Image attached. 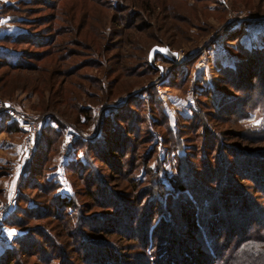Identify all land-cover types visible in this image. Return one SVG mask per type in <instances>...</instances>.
Segmentation results:
<instances>
[{
	"label": "rangeland",
	"instance_id": "rangeland-1",
	"mask_svg": "<svg viewBox=\"0 0 264 264\" xmlns=\"http://www.w3.org/2000/svg\"><path fill=\"white\" fill-rule=\"evenodd\" d=\"M27 32L37 37V40L45 39L44 42L33 40L15 44L0 43L3 51L10 47L23 52L25 62L23 67L13 69L0 59V100L10 109L39 120L38 145L42 149L47 144L51 145L50 136L42 134V130L49 125H55L52 117L61 120L66 125V130L59 143L61 145L53 146V151L48 153H42L40 149L35 154V159L28 162L29 157L23 148L24 133L20 129V132L0 129V201L10 203L11 212L18 205L23 209L27 207V203H18L19 184L28 173L27 166L31 165L27 183L33 181L35 187L26 189L23 193L28 194L31 201L45 207L49 212L47 215L31 217L23 230L6 224L18 232H28L31 229L30 234L32 237L37 236L35 240L40 247L39 251L32 249L25 258H15L10 264H98L89 259L90 254L85 252L81 235L114 248V258L117 257L114 264H134L135 260L144 258L150 263L151 260L163 262L159 254L166 245L167 248L174 249L172 258L177 264L181 263L183 257V262L193 264L183 252L187 251L189 242L199 243V238L192 233L194 230L189 226L190 220L185 221L186 217L179 223L175 219L177 227L172 229L165 225L160 226L161 233L157 240L161 238V241L156 244L154 254L148 255L136 236L128 234L127 231L120 233L121 228L118 230V227L113 226L110 231L106 226L97 224L95 228H90L88 223L78 226L77 220L70 213L57 211L52 204L53 194L44 191L46 178L43 179L39 174L44 172L47 178L52 177L59 186L60 195H72L74 187L62 164L65 162L62 157L65 141L70 134L75 133V150L78 140L97 138L100 116L106 110L108 113L122 110L123 119L113 121L109 136H106L104 125L103 137L106 136L108 145L113 144L110 135L116 137L117 134L119 147L109 151L114 150L116 156L110 158L109 152H106L104 159L96 161L97 176L85 173L75 178L74 182L81 207L83 204V208L87 210L86 217L108 213L115 216L123 226L128 225V220L115 212L118 201L125 199L139 213H143L146 205L138 207L134 203L136 196L146 192L151 178L158 186L173 190V181L178 176L176 157L186 152L164 148L159 135L163 129L153 126L146 108L141 110L132 105V102L139 97L155 94L157 109H161L168 117L173 132H177V125L185 127L184 118L198 110V93L204 89H221L224 84L221 82L224 80L222 69L243 61L244 58L239 53L240 47L246 50L264 47V0H0V38H17ZM154 47L167 48L177 53V61L174 63L162 55H157L153 66L150 52ZM258 64L243 69L247 84L257 75ZM259 77L264 79V69ZM224 89L232 94L236 91L232 87ZM210 104L209 100H200V107L211 128L209 133L217 136L214 157L203 156L202 145L206 133L200 129L198 133H191L187 125V129H182V138L191 149L187 153L193 155L199 149V154L194 159V176L188 179L191 180L190 183H193L192 179L204 183L206 164L209 163L212 165L211 173L217 177L209 185L213 188L217 184L223 189L222 180L218 178L220 174H217L218 167H221L219 172H224L222 177L228 176L233 180L234 186L240 188L238 198L244 197V208L250 212L254 210L253 213L256 214L255 205L264 209V190L250 176L242 175L244 170L238 173L229 168L222 171L218 156L223 155L226 157L225 161L236 165L237 161L229 149L237 147L240 150H249L244 146L249 142L245 140V136L248 131H261L264 128V109H259V113L252 119L242 123L235 121L229 114L223 115V119L216 117ZM85 109H89L88 112L94 115L93 122L86 129L81 125L85 122L82 118L85 116ZM3 117L9 123L12 121L8 115H0V126L6 128ZM157 119L160 120V116ZM12 123L19 128V123ZM85 123L89 121L86 120ZM80 129H85V133ZM154 132V143H159V150L154 157L151 156L148 167H141L137 171L139 183L132 187L134 184L131 176L124 174L127 168L125 158L131 161L134 156L140 158L143 149L150 145L148 135L154 136ZM138 140L142 142L139 145L144 148L136 149ZM252 144L251 151H259L264 156V141ZM121 145H124L123 151ZM134 145L135 149L131 150ZM59 146V151H56ZM135 161L142 166L140 159ZM102 188L110 195L104 201L111 204L110 207L103 208L100 205L103 203L102 198L106 199ZM159 194L154 196L158 197ZM145 195L148 196L147 193ZM227 195V192L223 193V197L231 200L232 196L228 198ZM169 203L172 207L173 199H169L165 206V215L170 214ZM38 212L42 214L41 211H36L35 214ZM174 214V217L179 216L176 212ZM164 217L160 212L153 214L150 222ZM141 219L143 214L140 224ZM259 222L263 224L264 218ZM237 223L232 226L245 227L243 222ZM140 224L134 223L132 227L135 229ZM36 231L42 232L46 236L45 240ZM162 231L166 234H162ZM15 237L17 236L11 233L0 234V246ZM223 261L224 259L220 262Z\"/></svg>",
	"mask_w": 264,
	"mask_h": 264
},
{
	"label": "trees",
	"instance_id": "trees-1",
	"mask_svg": "<svg viewBox=\"0 0 264 264\" xmlns=\"http://www.w3.org/2000/svg\"><path fill=\"white\" fill-rule=\"evenodd\" d=\"M22 35H18L19 37L17 38L4 36L0 38V43L15 44L21 41L28 42L33 40L42 43L45 40H37V37L31 36L28 32L25 33V35ZM239 53L240 56L244 58L243 61L237 62L233 67L227 66L221 71L222 78L224 79L221 81L224 83L222 86L223 89H204L199 92L196 99L198 110L194 111L190 116H186L184 118L183 121L185 127L181 128L177 125L176 133L173 132L174 129L170 126L168 117L163 114L161 109H157L158 102L155 94L145 98L142 95L143 97H139L137 100L132 102V105L141 110L146 108L145 111L147 112L149 119L152 120L153 126L163 129V131L157 133H159V135L162 137L164 148H167L170 151L186 150L184 155H180L178 158L176 157V170L178 176L173 181V190L158 186L151 178L146 192L144 194L141 193L138 195V197L136 196V198L134 197V203L138 207L140 205H146L145 211L143 213H139V211L125 199L119 200L116 205L115 212L118 214L120 213L124 220H128V225L126 226H123V224L120 223L119 220L115 218V216L108 213H99L93 215L94 217L92 216L90 218L86 217L87 215L85 214L87 210L83 208V204L81 207V201L78 198L77 191L75 189L76 186L74 179L84 175L85 173H93L95 176H97L98 170L96 161L98 159H104L106 157V152H109L111 148L115 149L119 147L117 134L116 137L114 135H110V141L113 143L111 146L108 145L106 136H109V132L112 130V123H114L113 121L115 119L118 121L123 119L121 117V112L123 111H110L106 116L105 122V130L107 131V135L103 137V139L93 137L92 139L78 140L74 152L71 153L70 156L65 159V162L62 163L69 173L72 187H74L72 195H60L58 193L59 186L56 185L57 183H55V180L52 177L47 178L44 172L39 174L43 179L46 178L45 185L47 188L45 187L44 191L53 194L52 204L56 206L57 211L63 210L67 213H70V215L72 217L74 216V218L77 220L78 226L86 225L88 223L90 228H95V224H97L98 226H106L105 228H109L110 231L113 229V226L116 228L118 227V230L121 228L119 230L120 233L127 231L128 234L135 235L136 239L141 242V246L145 249V253L148 255L154 254L153 251L156 244L161 241V238H158L159 240H157V237L160 236L161 233L159 227L165 225L166 227H171L172 229L176 226L175 219H177L179 223V221L181 222V220L186 217L185 221H187V219L190 220L189 222L191 225L189 226H191V228L194 230L192 233L195 234V236H198L197 238H199V243L189 242L187 245V251L183 252L185 254L184 256L190 259L193 264H264V222L263 224H260L259 222L261 218H264V209L253 205L255 207V214L253 213L254 210L250 212L244 208V197L240 196L241 198H238L240 188L234 186L233 180H230L228 176L222 177L224 172H219L221 167H218L217 174H220L218 178H221L222 180L221 184H223V189L220 186L218 187L217 184H215L216 186L213 188H211V185H209L213 181L217 180V177L211 173L212 165L209 163L206 164L207 171L204 183H199L197 180L194 181V179H192L193 183H190L191 180H189L188 177L193 175V165L194 161L196 160V156L199 154V149L197 148L196 153L193 155H191L189 152L187 153V151L191 149L185 144V141L182 138V129H187L186 125L191 129V133H198L200 129L203 131V133H206L204 137V145H202L204 154L203 156H210L211 158L214 157V146L218 143L217 136L209 133L211 128L208 120L206 119L205 112L200 107L201 99L209 100L211 103L209 105L211 111H215L216 117L223 119V115L225 116V114H229L235 121L242 123L252 119L254 115L259 113V109H264V79L259 77V73L261 74L262 70L264 69V47H260L259 49L250 48V50L240 47ZM23 56V52H18L10 47H8L7 51L0 49V59H3V63L9 65L13 69L24 66L25 62ZM256 63L260 64L257 65L258 73L256 76H253V78H251L252 80L249 81L250 83L247 84V81L244 79L246 74L243 75L242 73L243 69L249 65H255ZM230 87L236 89L234 94L224 89ZM151 93H153V91ZM155 105L156 107H154ZM88 110L89 109H85V116L82 117L84 118L85 122L86 120L89 121V123L84 122L81 124L85 129L88 128L91 122H93L94 116L93 113H90V111L88 112ZM157 116H160L161 119H157ZM3 118L2 119L6 123V128L0 126V129H14L20 132L18 126L15 123H12L13 121L9 123L6 117ZM3 120L1 122H3ZM52 121L56 126L49 125L42 130V134L50 136L49 139L51 141V145L47 144L42 149L41 145H38L40 133H37V148L31 160L35 159V154L40 151V149L42 153L46 151L47 153L53 151V146L58 145L65 136L66 125L61 120H57L54 117H52ZM94 128H96V125ZM85 129L80 130L81 132L85 133ZM155 133L156 132H154V136L148 135V141L150 142V145L146 149H143V153L140 154V158H136L134 156L132 158L133 161L129 160V158H125L124 163H126L125 166H127V168H125L124 174L126 176H131L132 183L134 184L132 187H136L139 183L137 180V174L139 173H137V171L143 167H148L150 158L154 157L157 150H159V143H154L156 140ZM245 140H249L247 145H244L249 150H240L237 147H231V149H229L230 154H232V156L235 157L237 161L236 165H232L231 162L225 161L226 157L223 155H219L218 160L221 161L220 164L222 165V171H226L228 168L229 170L235 171L237 173L238 171L244 170L242 175L250 176L254 182L259 185V188H262L263 191L264 156H262L259 151H251V147L253 146L252 143L264 141V128L261 129V131H248L245 136ZM151 143L154 145H151ZM139 144H142V142L138 140L136 149L140 147L144 148L143 145ZM120 148L121 151H123L124 145H121ZM59 149L60 146L56 148V151H59ZM103 149L105 150L102 151ZM132 149H135V145L131 147V150ZM113 152L115 151L111 150V152H109L110 158L116 156ZM138 159L141 160L140 162H142V166L136 163L135 160L138 161ZM224 161L226 164L225 167ZM30 166H27V175L31 174L29 171ZM26 176L22 178L19 184L20 195L18 197V203H27V207L23 209L20 205H18V207L16 206L15 211L11 212V216L7 220L8 226L18 230H23L24 226L29 223L31 217H37L38 215L43 216L49 213L48 210L46 211L45 207H41L33 200L31 201L29 199V195H25L23 193L26 191V189L35 187V183L33 181L27 183L30 177L29 175L27 177ZM102 189V193L106 199L102 198L103 203H100V205H102L103 208L105 206L110 207L111 204L104 202L110 195L105 188ZM225 192H227L228 198H231L232 196L231 200H227L226 197H223V193L225 194ZM146 193L148 195L147 197L145 195ZM157 193H160L159 196H154ZM145 197L147 199L143 201ZM169 199H173L174 205L171 207L169 203L168 212L170 211V214L165 215V206L168 204ZM185 205H187V207ZM36 211H41L42 214L38 212L36 215ZM159 212L165 217L163 219L159 218L158 220L150 222L153 220L151 219L152 217L150 218V216H153V214L157 215ZM174 212L179 214V216L174 217ZM142 214L143 219H141L142 221L140 224L139 220L142 217ZM237 222H243L245 227L240 225L238 227L232 226L238 224ZM132 223L140 225H137L134 229L132 227ZM184 224L182 225L184 226ZM234 227L236 230H234ZM42 230L46 231L45 229ZM30 233L31 229H29L28 232L25 231L23 236L15 237L13 240L4 242V245L0 246V264H10L15 258L21 260L22 258H25L27 255H29L32 249L39 251L38 248L40 247L37 246V242L35 240V237L37 236L33 235L34 237H32ZM36 233H41L43 236L42 238L45 240L46 236L43 235L42 232L36 231ZM162 234H166V232L162 231ZM81 236V239L83 240L82 243H84L85 246V252L90 254L89 259L92 262H97L98 264H103V262L104 264L115 263L114 261L117 257L114 258V254H116V252L113 250L114 248L112 249V247H109V245L102 244L98 241L93 242L89 240L88 236ZM227 236L229 237L228 239L225 238ZM173 250L174 249L167 248V245L164 251L162 249V252L159 254V258L163 260V262L159 260H151L150 263L146 258L143 257V260H135L134 264H177L176 260L172 258ZM42 252L43 251L41 250V253ZM176 252L178 251L176 250ZM184 258L185 257L182 258L180 264H186L183 262ZM222 259H224V261L220 262Z\"/></svg>",
	"mask_w": 264,
	"mask_h": 264
},
{
	"label": "built area",
	"instance_id": "built-area-1",
	"mask_svg": "<svg viewBox=\"0 0 264 264\" xmlns=\"http://www.w3.org/2000/svg\"><path fill=\"white\" fill-rule=\"evenodd\" d=\"M108 113V110L105 111L100 116L99 127L96 131V137L98 139H102L104 135V120ZM6 114L9 116L11 121H15L19 123V129L24 133V140H23V148L24 151L28 155V162L31 161L35 151H36V134H37V126H38V119L32 117H26L8 107V105L4 104L0 100V115ZM77 136L75 133L70 134L69 138L65 141V145L62 147V157L67 159L70 154L73 152L75 147V140ZM11 204L7 202L0 201V234L4 233L6 235H15L17 237H21L25 234V232H18L14 229H10L7 224V220L11 216Z\"/></svg>",
	"mask_w": 264,
	"mask_h": 264
},
{
	"label": "water",
	"instance_id": "water-1",
	"mask_svg": "<svg viewBox=\"0 0 264 264\" xmlns=\"http://www.w3.org/2000/svg\"><path fill=\"white\" fill-rule=\"evenodd\" d=\"M157 55H162L168 59L171 60V62H176L178 55L177 53L171 52L167 48H162V47H154L151 52H150V62L153 66H155V58ZM161 70V68H159ZM162 71V70H161Z\"/></svg>",
	"mask_w": 264,
	"mask_h": 264
}]
</instances>
